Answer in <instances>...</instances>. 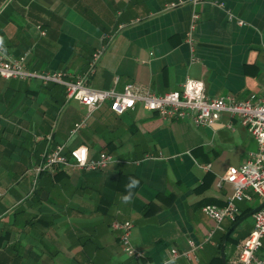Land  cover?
Returning <instances> with one entry per match:
<instances>
[{
  "label": "crops",
  "instance_id": "0c3cea01",
  "mask_svg": "<svg viewBox=\"0 0 264 264\" xmlns=\"http://www.w3.org/2000/svg\"><path fill=\"white\" fill-rule=\"evenodd\" d=\"M179 1L185 0H0L4 56L28 53L29 70L78 78L104 48L87 79L92 89L121 92L133 84L163 94L190 79L211 98L260 95L264 0L167 9ZM194 13L192 63L186 39ZM82 121L85 127L72 134ZM55 146L66 153L85 147L89 160L113 161L101 171L58 167L36 175ZM256 149L227 113L209 127L163 120L141 107L118 116L107 103L88 113L62 87L0 79V264H159L170 249L187 251L190 243L203 245L170 264H222V241L234 224L224 220L203 243L214 223L201 209L225 205L234 188L222 177ZM130 177L139 185L125 202ZM262 203H238V215ZM247 220L225 244L227 264L252 229L251 219L236 235ZM114 221L132 223L137 256L123 252Z\"/></svg>",
  "mask_w": 264,
  "mask_h": 264
},
{
  "label": "built area",
  "instance_id": "2783aa9c",
  "mask_svg": "<svg viewBox=\"0 0 264 264\" xmlns=\"http://www.w3.org/2000/svg\"><path fill=\"white\" fill-rule=\"evenodd\" d=\"M210 0H185L168 5L167 9L177 8L184 4L196 6ZM198 15L192 14L190 28L186 42L194 57L193 33L196 28ZM243 23L239 22V25ZM104 48L96 51L90 61L86 74L82 77L72 78L59 71H32L27 67L29 54L25 53L18 58H5L0 38V79L35 82L41 86L56 85L62 87L68 100L78 102L84 106L88 113H92L101 105L107 103L110 110L118 116L136 107L157 115L163 120H188L195 126L209 127L215 125L223 113L235 118L255 141L257 149L251 153L245 163L239 167H230L221 181L234 188L233 194L228 197L223 207L206 205L202 213L214 223V228L208 233L203 243H208L219 225L224 220L233 221L238 214V203H252L254 198L264 202V91L258 95H251L244 100H236L230 96L211 98L205 95L204 85L201 82L186 80L180 91L156 94L150 91H141L133 84H127L121 92L114 88L106 90L92 89L87 85V79L94 72ZM117 78L114 79V84ZM85 127V121L76 124L72 134ZM113 161L109 155L98 160H89L85 147H79L66 153L62 146L49 149L36 169V175L45 170L65 167L70 170L84 172L101 171ZM252 229L249 235L238 245L235 264H264V255L260 254L262 239L264 238V208L252 215ZM113 231L120 232V244L123 252L128 256L136 255L131 243L130 234L132 223H111ZM203 244H189L187 251L172 248L167 258L159 264H170L178 258L190 259L191 255ZM137 256V255H136Z\"/></svg>",
  "mask_w": 264,
  "mask_h": 264
},
{
  "label": "water",
  "instance_id": "95a60500",
  "mask_svg": "<svg viewBox=\"0 0 264 264\" xmlns=\"http://www.w3.org/2000/svg\"><path fill=\"white\" fill-rule=\"evenodd\" d=\"M264 208V202L262 204H260L258 207H256L255 209H253L251 212L247 213L246 215H244L243 217H241V219L236 223L234 224L231 229H229L227 231V233L225 234L224 238H223V241H222V245H221V248H220V259H221V262L222 264H227L226 263V260H225V256H224V247H225V244L229 238V236L231 235V233L234 231V229L237 228V226L244 222L245 220L249 219L252 217L253 214H255L256 212L262 210Z\"/></svg>",
  "mask_w": 264,
  "mask_h": 264
},
{
  "label": "clouds",
  "instance_id": "9594fccd",
  "mask_svg": "<svg viewBox=\"0 0 264 264\" xmlns=\"http://www.w3.org/2000/svg\"><path fill=\"white\" fill-rule=\"evenodd\" d=\"M139 185V181L135 178H129V182L126 184V191H127V195H125L123 197V200L125 202L129 201L132 197V189L136 188Z\"/></svg>",
  "mask_w": 264,
  "mask_h": 264
},
{
  "label": "trees",
  "instance_id": "16d2710c",
  "mask_svg": "<svg viewBox=\"0 0 264 264\" xmlns=\"http://www.w3.org/2000/svg\"><path fill=\"white\" fill-rule=\"evenodd\" d=\"M252 211V209L251 208H249V209H247V211H245L244 213H242L241 215H236L235 216V219L233 220V221H231L232 222V224H235V223H237L240 219H241V217H243L244 215H246L247 213H249V212H251ZM229 239V238H228ZM236 261V260H235ZM235 261L232 263V264H235Z\"/></svg>",
  "mask_w": 264,
  "mask_h": 264
},
{
  "label": "rangeland",
  "instance_id": "374dc122",
  "mask_svg": "<svg viewBox=\"0 0 264 264\" xmlns=\"http://www.w3.org/2000/svg\"><path fill=\"white\" fill-rule=\"evenodd\" d=\"M251 222V219H248L243 225H242V227H244V228H240L241 230H239L237 233H236V235L237 236H239V235H243L244 234V232H245V230L248 228V225H249V223ZM244 229V230H243ZM241 231V232H240Z\"/></svg>",
  "mask_w": 264,
  "mask_h": 264
}]
</instances>
